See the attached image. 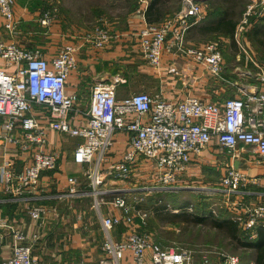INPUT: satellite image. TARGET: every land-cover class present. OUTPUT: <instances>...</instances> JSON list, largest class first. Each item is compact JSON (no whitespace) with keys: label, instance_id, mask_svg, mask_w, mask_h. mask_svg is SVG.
Wrapping results in <instances>:
<instances>
[{"label":"built area","instance_id":"obj_1","mask_svg":"<svg viewBox=\"0 0 264 264\" xmlns=\"http://www.w3.org/2000/svg\"><path fill=\"white\" fill-rule=\"evenodd\" d=\"M201 1L182 0L175 18L161 25L147 23L141 29L140 47L152 69H162L166 54H179L201 66L207 74L226 80L222 78L224 56L219 41L202 46L186 44L187 31L204 18ZM15 5L16 0H0V14L12 35L19 33L21 23ZM143 6L138 13H145ZM263 16L264 0H248L235 28L238 60L244 61L245 70L239 72L241 79L226 81L236 89L234 96L220 102L204 101L193 95L169 100L160 94L140 91L119 98L117 87L123 82L121 79L97 80L91 88L87 118L82 124L71 120L73 114L82 112L81 98L66 90L69 76L78 66L79 46L69 43L48 58L40 48L23 47L15 40L0 41V59L16 65L13 74L0 68V118L4 121L1 137L30 154L21 172L14 170L12 161L0 164V184L5 193L22 197L26 192L38 190L44 172L59 167L60 152L46 150L47 127L35 114L40 109L48 119L49 128L83 138L75 150V161L82 166L90 190H81L84 182L70 176L68 191L57 199L91 196L103 234L105 257L100 264H122L129 257L132 264H190V250L155 240L146 229L147 213L137 209L118 189L110 190L103 184L109 178L130 182L136 168L155 166L156 179L149 178L137 189L179 188L181 174L188 170L194 156H202L214 137L230 154L241 146H250L258 159L264 160V60L256 56L248 44L249 30ZM57 18L58 8L52 7L43 12L40 21L49 26ZM85 37L96 48H103L113 34L107 28H97ZM252 82L255 83L252 85ZM16 130L19 135L15 134ZM118 132L126 136V149L120 159L108 166ZM248 179L245 172L229 165L219 183L229 196L227 207L234 211L237 223L246 232L264 224V203L248 204L239 196L244 194L240 191H244L250 182ZM110 192H114V196L108 201L106 196ZM106 204L121 209L122 215L106 214L103 210ZM28 212L32 218L43 220L47 209L37 199ZM122 224L126 234L118 241L113 230ZM1 229H7L14 238L12 258L1 264H36L34 243L26 240L24 231L0 215ZM224 261L225 264L240 263L239 257L232 255H224Z\"/></svg>","mask_w":264,"mask_h":264},{"label":"crops","instance_id":"obj_2","mask_svg":"<svg viewBox=\"0 0 264 264\" xmlns=\"http://www.w3.org/2000/svg\"><path fill=\"white\" fill-rule=\"evenodd\" d=\"M204 1H201L204 14L203 20L200 21V24L192 26L186 33V44L188 46H202L206 42H198L201 41L199 39L207 40L208 37L213 38L216 34H219V38L226 35L224 33L222 35L218 30L210 29L206 31L209 33H203V27L206 24L227 20L224 17L227 11L225 12L224 9L217 6L208 7L207 9V6L203 3ZM60 2V0H16L15 13L21 21L19 33L12 35L8 30L5 19L0 14V41L15 40L23 47L40 48L48 58L54 56L63 46L69 43H75L79 46L76 54L78 66L69 76L66 90L68 93L78 94L81 103L87 102V107L85 110L80 108L82 112L71 116V120L75 124H82L86 121L91 88L97 80L121 79L123 82L117 87L119 98L128 97L135 92L146 91L151 94H160L163 98L169 100H179L193 95L204 101L220 102L226 98L220 97L221 95L227 92L232 93L233 90V93H236V89H231L229 87L231 85L227 84L226 81L238 80L241 79V76L237 69H234L230 74L225 72V57L222 72V78L226 79L225 81L207 74L201 66L191 63L179 54H166L161 70L156 71L149 66L140 47L141 29L147 23L164 24L166 21L175 18L179 11L166 13L164 10L160 11L158 9L157 14H160L152 18L149 17L147 11L145 13L137 12L136 17L130 20L127 26L125 24L120 32L114 33L111 30L113 37L103 48H96L92 42L85 39V35L91 31L87 32L82 28L74 31H70L71 29L63 30V25L61 26L59 20H55L49 26L41 23L40 18L43 12L52 7L58 8L59 5L61 6ZM143 5L144 10L149 9V3ZM16 37L17 39H15ZM218 41L221 43V40ZM0 68L10 74L16 72V65H10L1 59ZM211 81L215 82L213 86L226 83L229 87L227 90L230 91L221 86V88L213 91L214 94H209V96L206 92L207 89L204 90L203 88L211 86ZM254 83L252 82V85ZM251 87V89H254V86ZM209 90L213 89L210 88ZM85 93H87L86 97ZM35 114L40 117L42 123L47 127L48 145L46 150L60 152L59 167L56 170L44 172L40 183L41 187L33 192H26L22 197L7 195L0 184V215L14 224L15 228L23 230L26 240L34 243L33 256L37 261L36 264H100L105 257L103 251L102 258L99 259H96L93 253L98 242H100L102 249L103 234L101 227L95 221H92L91 217L89 218L90 224L84 221L86 218L84 212L86 214L87 212L86 210L84 212L78 210L75 200L70 198L65 201L57 199L58 195L66 194L68 191V177H77L79 180L82 178V167L75 161V150L82 143L83 138L58 133L48 127V119L41 113L40 109H37ZM3 124L4 121L0 118V164L5 161H12L14 170L21 172L29 162L30 154L19 150L14 142L1 137L3 135ZM15 134L19 135V131L16 130ZM125 140L124 133L118 132L115 135L113 152L108 166L120 159L122 153L125 152ZM254 153L255 149L253 147L241 146L235 153L230 154L219 145L217 138L214 137L209 146L203 151L202 156L198 158L194 156L188 170L181 174L180 187L188 186V182L193 178H206L209 172H220V180L226 167L233 165L240 170H244L250 181L245 185L244 191H240V193H244L239 195L241 199L248 204L264 203V160L260 161ZM237 160L240 161L239 165H236ZM136 169L132 181L122 182L121 180L109 178L104 182L103 187L110 190L118 189L121 194L130 189H137L139 184L150 180L149 178L156 179L155 166L148 169ZM121 183L124 185L123 187H121ZM84 188L80 187L81 190ZM113 196L114 192H110L106 198L110 201ZM37 199L47 209L43 220L32 218L28 212L31 204ZM231 199L233 200L235 197ZM81 200H78L77 203ZM227 200H229V197ZM104 208L106 214L122 215L121 209L110 204L104 205ZM226 210L232 215L231 218H236L232 209L227 207ZM88 211L91 212L90 209ZM71 214L76 217L75 221L72 219L74 216L71 218ZM137 221L139 224L141 223L140 218ZM236 224L240 227L238 223ZM262 228H264V224L251 231L244 232L246 236L258 239ZM125 234L124 224L116 226L113 230V236L118 241L123 239ZM13 243L12 234L7 229H1L0 264L4 260L12 258ZM258 260V257L255 256L251 263L254 264L253 261L258 263ZM262 261L260 264H264L263 259ZM122 264H132L130 257L125 258Z\"/></svg>","mask_w":264,"mask_h":264},{"label":"rangeland","instance_id":"obj_3","mask_svg":"<svg viewBox=\"0 0 264 264\" xmlns=\"http://www.w3.org/2000/svg\"><path fill=\"white\" fill-rule=\"evenodd\" d=\"M60 1L61 6L58 4L59 17L57 20H59L58 22H60L61 26L63 25L62 29L74 31L82 28L87 32L97 28H107L114 33L120 32L125 24L127 26L128 22L136 17L137 11L142 4L147 5L149 3L150 6L153 3L156 4L151 17L160 14H157L158 9L160 11L164 10L166 13H173L180 11L182 7V0ZM206 1L203 3L207 6V9L208 7L217 6L224 9L225 12L227 11L224 16L227 20L206 24L203 27V33H209L206 31L210 29L218 30L222 35H226L219 38V34H216L213 38L208 37L207 40L203 39L204 41L199 39L201 41L198 42L208 43L221 40L220 46L225 57V72L230 74L234 69H237L239 72L245 70V64L236 59L239 54V45L235 40L234 32L243 16L248 0ZM228 23L231 26L233 25L231 34L225 32V26ZM254 24L248 33V44L255 51L256 56L264 60V23L256 31L255 35H253ZM210 83L211 86L203 88L204 90L207 89L208 95L214 94L213 91L221 88V86L225 87L226 90L229 87L232 89V86L228 87L226 83L216 86H213L215 85L214 81ZM210 88L213 90H209ZM204 90L203 92L205 93ZM233 92L234 90L232 93L227 92L220 97L234 96ZM86 95L87 93H85V97ZM82 103L79 104V108L85 110L87 102ZM242 171L244 172V170ZM220 176V172H209L208 176L204 179L202 177L193 178L188 182V186L186 187L181 186L171 190L155 189L154 191L139 188L136 189L137 191H126L123 195L136 205L137 209L147 213L145 219L146 229L155 240L164 245L180 247L191 251L192 258L190 264H205V262H207L206 264H225L224 255L240 257L239 264H252L251 260L255 256H258V247L253 248V242L257 238L254 239L246 236L245 232L236 224V219L231 218L232 215L227 212L226 199L229 196L226 195V191L219 184ZM80 181L84 182L81 187H85V190H90L86 184L87 182H85L84 174ZM123 186L121 183V187ZM86 197L76 198L77 200L73 199L75 200V205L78 207V210H82L83 212L86 210L87 214L84 212L86 215L84 221L87 224H90L89 218L91 217L92 221H95L100 227L96 212L92 206V198L91 196ZM80 199L82 200L77 203ZM103 210L106 211L105 208ZM73 216L71 214V218ZM72 219L75 221L76 217L74 216ZM97 244L93 255L96 259H99L102 258V249L100 242ZM253 262L254 264H260L256 261Z\"/></svg>","mask_w":264,"mask_h":264},{"label":"trees","instance_id":"obj_4","mask_svg":"<svg viewBox=\"0 0 264 264\" xmlns=\"http://www.w3.org/2000/svg\"><path fill=\"white\" fill-rule=\"evenodd\" d=\"M155 5L156 4L153 3L151 6H149V9L147 10V13H148L150 18H152L151 16H152V13L154 12V6ZM263 23H264V18L261 21L255 23V26L253 28L254 29L253 35L256 34V31L260 28V26H262ZM232 27H233V25L231 26V24L228 23L227 26H225V28H226L225 32L228 34H231ZM254 247H258V249H257L258 250V256L257 257L259 259L258 263H262L263 262L262 259L264 260V228L260 229L258 239L255 242H253V248Z\"/></svg>","mask_w":264,"mask_h":264},{"label":"water","instance_id":"obj_5","mask_svg":"<svg viewBox=\"0 0 264 264\" xmlns=\"http://www.w3.org/2000/svg\"><path fill=\"white\" fill-rule=\"evenodd\" d=\"M239 163H240V161L237 160V161H236V165H239ZM235 167L238 168L237 166H235Z\"/></svg>","mask_w":264,"mask_h":264}]
</instances>
